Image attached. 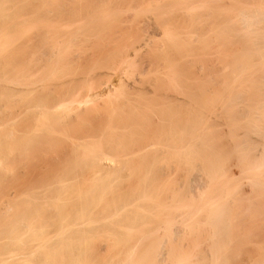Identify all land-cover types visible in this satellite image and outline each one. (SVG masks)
I'll return each mask as SVG.
<instances>
[{"label":"bare ground","instance_id":"6f19581e","mask_svg":"<svg viewBox=\"0 0 264 264\" xmlns=\"http://www.w3.org/2000/svg\"><path fill=\"white\" fill-rule=\"evenodd\" d=\"M241 257L264 264V0H0V264Z\"/></svg>","mask_w":264,"mask_h":264},{"label":"rangeland","instance_id":"374dc122","mask_svg":"<svg viewBox=\"0 0 264 264\" xmlns=\"http://www.w3.org/2000/svg\"><path fill=\"white\" fill-rule=\"evenodd\" d=\"M54 154H55V153H54ZM231 162H232V161H231ZM231 162H230V163H231ZM33 163H34V162H33ZM230 163H229V168H230V169H229L228 171L233 175V177L235 178V180L238 182V184H239L238 187L241 188V187L243 186V184H244V185H246V184H245V181H244L243 177L239 174L240 169H239V167H238L236 164H234V162H232L231 164H230ZM194 170H195V169H194ZM241 177H242V179H241ZM246 188H247V185H246V186H243V187H242V190H243V189L245 190ZM242 254L244 255V254H246V253H242ZM246 256H247V255H246ZM244 257H245V256H244ZM239 258H240V257H239ZM242 258H243V257H241V259L238 260V263H239V264H242V263H245V262H246V258H247V257L244 258V260H243ZM242 260H243V262H242ZM240 261H241L242 263H241ZM245 264H246V263H245Z\"/></svg>","mask_w":264,"mask_h":264}]
</instances>
